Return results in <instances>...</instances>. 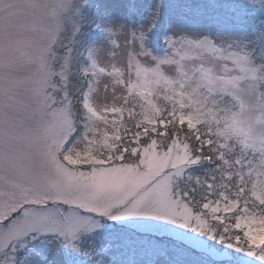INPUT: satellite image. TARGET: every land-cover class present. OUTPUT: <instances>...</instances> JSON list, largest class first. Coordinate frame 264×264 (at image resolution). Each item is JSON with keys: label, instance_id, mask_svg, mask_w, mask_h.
Masks as SVG:
<instances>
[{"label": "snow or ice", "instance_id": "snow-or-ice-1", "mask_svg": "<svg viewBox=\"0 0 264 264\" xmlns=\"http://www.w3.org/2000/svg\"><path fill=\"white\" fill-rule=\"evenodd\" d=\"M81 3L0 0V257L11 264L18 247L47 234L91 256L85 238L113 221L191 240L204 264H264V148L253 164L239 88L256 72L247 66L243 9L221 20L199 3L156 0L147 26L120 25L103 75L123 95L100 109L96 62L74 47ZM160 35L156 54L149 44ZM26 48L36 69L21 77L15 54ZM77 75L84 88L74 99ZM201 164L211 167L192 174Z\"/></svg>", "mask_w": 264, "mask_h": 264}, {"label": "rangeland", "instance_id": "rangeland-1", "mask_svg": "<svg viewBox=\"0 0 264 264\" xmlns=\"http://www.w3.org/2000/svg\"><path fill=\"white\" fill-rule=\"evenodd\" d=\"M100 1L84 0V3H81V8L86 15V19L82 21L83 32L77 39L74 47L86 59L90 54L89 66L91 65V61L94 60L96 62V75L101 78L95 88L93 103L97 108L103 109L106 105L111 106L121 103L123 90L120 88L113 90L112 81L106 75H103V73L113 61V41L120 42L123 33L120 27L112 28L108 26L109 16L107 11L100 6ZM114 1L119 4L121 2L125 3V9L121 13L122 22L123 24L127 22V26L132 29L149 24L151 12L156 3V0ZM78 2L80 0H74V3ZM173 2L199 3L209 15L221 20H228L234 15L235 10L239 8L243 9L242 27L249 33L243 38L248 57L247 66L254 67L256 72L254 76L250 74L249 78L240 81L239 88L242 90L240 99L243 102V115L248 124L251 125L250 135L255 138L254 141H250V143L254 144V148H249L246 155L253 164H256L261 160L259 149L264 148V144L260 142L264 140V37L260 36V33L264 31V8L250 4L248 0H173ZM24 22H27V20L25 19ZM97 22L100 24L99 29L94 27V23ZM109 29L115 35H110ZM84 30L89 33L87 37L83 36ZM62 31V43H67L72 33L71 21L62 24ZM21 38L31 40L34 45H43L45 43L39 35L33 33H21ZM100 41L106 44V48L103 57L97 58L96 46ZM161 44L162 46L159 49V41L153 40L150 42L149 47L156 54H160L164 47L163 35H161ZM63 51L64 48L58 44L57 53L62 54ZM31 52L32 49L26 48L15 54L18 68L17 75L26 77L35 71L36 65L30 59ZM77 60L83 66V61L79 60V57H77ZM75 67L76 65H74V69ZM72 84L74 82L69 85V91L74 99H76L75 97L78 96L79 90L84 88V83L82 81V84L77 86L78 89L74 90L71 88ZM98 89L100 96L103 97L100 104H97L96 101ZM106 91L117 93L119 103L109 101L104 94ZM233 111L241 112V104L238 103ZM248 124L245 125L246 130ZM184 127L186 128V125ZM199 167L193 168L192 174L203 176L205 173L200 172L198 170ZM248 171L249 169L245 168V172L247 173ZM103 223H105V227L98 230L95 236L85 238V245L90 248L92 252L91 256L74 252L65 247L61 239L52 234H47L34 240L30 239L23 247H18L11 254V264H27L32 254H37L41 259L45 260L46 264H52V260L48 259L50 241L57 243L66 264H96L97 261H99V264H204L203 250L193 244L191 240H181L169 232L144 234L121 226L113 221ZM155 237L162 239L171 238L199 251V254L187 253L176 246L164 248L163 243L156 240ZM8 260V257H0V264H8Z\"/></svg>", "mask_w": 264, "mask_h": 264}, {"label": "bare ground", "instance_id": "bare-ground-1", "mask_svg": "<svg viewBox=\"0 0 264 264\" xmlns=\"http://www.w3.org/2000/svg\"><path fill=\"white\" fill-rule=\"evenodd\" d=\"M100 6L107 11L109 16V22L108 26L112 28L120 27V25L123 24L121 13L125 9V3L121 2L116 3L114 0H101ZM123 25L127 26V22H125ZM123 35V34H122ZM106 44L102 41L96 46L97 48V58H101L104 55V50L106 48ZM106 95V98L109 101H112L113 103H119V96L115 92L106 91L104 92ZM102 96H100V91L98 89V92L96 93V101L97 104H100L102 102ZM48 259L52 260V264H66L64 256L62 252L60 251V248L58 247L57 243L54 241L49 242V251H48ZM46 264L45 260L41 259L37 254H32L30 257V261L27 262V264Z\"/></svg>", "mask_w": 264, "mask_h": 264}, {"label": "trees", "instance_id": "trees-1", "mask_svg": "<svg viewBox=\"0 0 264 264\" xmlns=\"http://www.w3.org/2000/svg\"><path fill=\"white\" fill-rule=\"evenodd\" d=\"M92 32H93V31H92ZM88 34H89V33H87V31L84 30L83 36L85 35V36L87 37ZM83 39H84V38H83ZM157 40L159 41V46H160V47H158V48L160 49L161 46H162V44L160 45V38L157 39ZM82 81H83V79H81L78 75L75 76V77L73 78V81H72V82H74V84L71 85V88H72L73 90L76 89L77 86H79V85L82 84ZM83 83H84V81H83ZM77 89H78V88H77ZM81 89H82V88H81ZM77 95H78V93H77ZM77 97H78V96H76L75 98L78 99ZM129 123H131V122L129 121ZM185 131H187L186 128H185ZM192 143H193V146L195 147V140H193ZM199 166H200V167H199L198 170H200V172H203V173H206V172L208 171V169L211 167V165H209V164H202V165H199ZM155 238H156V240H158L159 242H162V243H163V247H164V248H168V247H171L172 245H174V246H176L177 248H179V249H181V250H183V251H185V252H187V253L199 254V251H197V250H195V249H193V248H191V247H189V246H187V245H185V244H183V243H180V242L174 241V240L171 239V238H164V239H162V238H160V237H155Z\"/></svg>", "mask_w": 264, "mask_h": 264}, {"label": "clouds", "instance_id": "clouds-1", "mask_svg": "<svg viewBox=\"0 0 264 264\" xmlns=\"http://www.w3.org/2000/svg\"><path fill=\"white\" fill-rule=\"evenodd\" d=\"M250 4L257 5L261 8H264V0H248Z\"/></svg>", "mask_w": 264, "mask_h": 264}]
</instances>
